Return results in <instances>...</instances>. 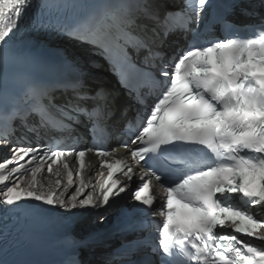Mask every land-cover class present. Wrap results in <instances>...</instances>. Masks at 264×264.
Here are the masks:
<instances>
[{
  "label": "snow or ice",
  "instance_id": "snow-or-ice-1",
  "mask_svg": "<svg viewBox=\"0 0 264 264\" xmlns=\"http://www.w3.org/2000/svg\"><path fill=\"white\" fill-rule=\"evenodd\" d=\"M238 6L239 0H107L81 20L34 22L36 30L57 27L89 46V63L96 56L109 62L139 109L131 119L121 111V124L113 121L114 93L89 87L79 60L52 62L32 48L5 47L27 24L33 0H0V147L10 153L0 161V264H42L21 258L32 245L8 227L13 213L52 211L65 242L84 246L97 236L71 237L79 214L105 207L134 180V212L156 205L150 184L164 194L153 212L159 220H117V233L136 235L106 264H264V19L235 26L250 28L253 38L223 35L233 28L227 17ZM39 7L62 13L89 6L42 0ZM208 7L204 32L219 24L222 35L205 41L200 26ZM178 34L186 45L169 56L165 41ZM133 55H143L141 67ZM127 68H135V82ZM65 69L73 79L57 75ZM140 84L149 85L153 103ZM98 134L117 138L116 146H81ZM58 137L65 142L53 143ZM121 150L128 158H116ZM91 155L98 165L86 162ZM86 171L99 179L86 178Z\"/></svg>",
  "mask_w": 264,
  "mask_h": 264
}]
</instances>
